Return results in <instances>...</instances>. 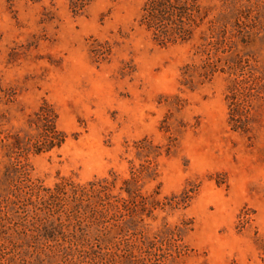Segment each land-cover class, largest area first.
I'll use <instances>...</instances> for the list:
<instances>
[{"label":"rangeland","instance_id":"374dc122","mask_svg":"<svg viewBox=\"0 0 264 264\" xmlns=\"http://www.w3.org/2000/svg\"><path fill=\"white\" fill-rule=\"evenodd\" d=\"M144 2L0 0V264H264V0Z\"/></svg>","mask_w":264,"mask_h":264},{"label":"trees","instance_id":"16d2710c","mask_svg":"<svg viewBox=\"0 0 264 264\" xmlns=\"http://www.w3.org/2000/svg\"><path fill=\"white\" fill-rule=\"evenodd\" d=\"M181 0H145L142 8L140 21L144 27L150 31L154 39L160 41L161 44H169L185 41L187 32L181 27L187 9L180 5ZM186 1V0H184ZM64 142V137L55 130L53 122H48L40 135L39 141L34 145L35 154L51 151L54 148H59ZM114 183L109 182L106 178L99 182H89L86 185L74 187L73 199L107 196L108 191L114 188ZM76 189L80 193L76 192ZM130 195L129 191H125ZM56 193V190L55 192ZM109 207L117 209V204L107 203ZM262 261L264 263V239L262 241Z\"/></svg>","mask_w":264,"mask_h":264}]
</instances>
